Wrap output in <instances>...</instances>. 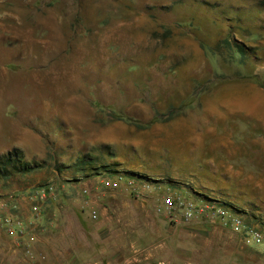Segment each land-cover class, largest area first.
Segmentation results:
<instances>
[{
  "label": "rangeland",
  "instance_id": "374dc122",
  "mask_svg": "<svg viewBox=\"0 0 264 264\" xmlns=\"http://www.w3.org/2000/svg\"><path fill=\"white\" fill-rule=\"evenodd\" d=\"M16 148L42 166L0 197L52 184L33 197L60 209L83 175L134 179L104 204L155 228L153 258L109 239L98 264H264V0H0V154ZM169 194L219 200L263 242L182 221Z\"/></svg>",
  "mask_w": 264,
  "mask_h": 264
},
{
  "label": "crops",
  "instance_id": "0c3cea01",
  "mask_svg": "<svg viewBox=\"0 0 264 264\" xmlns=\"http://www.w3.org/2000/svg\"><path fill=\"white\" fill-rule=\"evenodd\" d=\"M101 178L98 175H83L71 182L70 187L62 185L57 193L65 192L67 204L59 203L60 209H54L50 200L40 202L33 197L40 187L32 189L29 185L15 194L1 195L0 198H4L5 204L0 206V264H77L81 261L98 264L100 259L92 255L89 247L92 243L102 244L109 239L125 240L132 248L146 246L150 249L147 250V257L153 258V226L149 229V223L118 221L117 216H113L114 221L109 220L111 216L108 212L112 208L104 204L105 199L109 198L104 196L110 193L115 197L118 190L125 186L127 178L123 176L119 179L117 187L108 186ZM86 186L92 189V193L89 192L83 198H94L90 203H96L95 210L100 218L96 222L90 221L87 215L90 209H76L78 204L73 200L77 196L70 191L72 188L81 189ZM33 206L37 207V211H33ZM118 209L129 208L121 205ZM129 212L134 214L132 210ZM121 214L122 212L119 213ZM4 217H10L17 225L13 234L6 231Z\"/></svg>",
  "mask_w": 264,
  "mask_h": 264
},
{
  "label": "built area",
  "instance_id": "2783aa9c",
  "mask_svg": "<svg viewBox=\"0 0 264 264\" xmlns=\"http://www.w3.org/2000/svg\"><path fill=\"white\" fill-rule=\"evenodd\" d=\"M123 176H102L101 180L108 186L117 187V182ZM117 178V179H116ZM125 186L130 189H136L134 187V179L126 177ZM147 186L146 184L141 185ZM137 190V189H136ZM54 187L52 184L40 187L35 192V197L40 200H45L47 194H53ZM82 192L86 195L89 194L90 189L88 186L82 188ZM206 202H196L191 197H183L180 195L172 196L169 194L164 197L163 203L169 209H172L174 215L179 213V218L182 221L188 222L196 218L197 216H206L209 220L218 221L225 227L229 228L232 232L241 234L245 241L255 245H259L263 242L262 233L258 229H247L244 224L243 217L235 209L226 207L222 202L217 199H207ZM5 204L4 198H0V206ZM34 211H37V207L33 206ZM176 211V212H175ZM92 218H96V211L91 212ZM3 223L6 231L9 234H13L17 225L12 221L10 217H4ZM19 228V227H18Z\"/></svg>",
  "mask_w": 264,
  "mask_h": 264
},
{
  "label": "trees",
  "instance_id": "16d2710c",
  "mask_svg": "<svg viewBox=\"0 0 264 264\" xmlns=\"http://www.w3.org/2000/svg\"><path fill=\"white\" fill-rule=\"evenodd\" d=\"M239 51L243 52L239 47ZM79 163H85V158L79 159ZM42 165L32 163L23 159V153L20 149H13L11 152L0 154V177L6 178L13 174L27 173ZM105 171H108L105 169Z\"/></svg>",
  "mask_w": 264,
  "mask_h": 264
}]
</instances>
